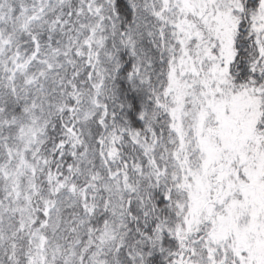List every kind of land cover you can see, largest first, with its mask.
<instances>
[{
    "label": "snow or ice",
    "instance_id": "snow-or-ice-1",
    "mask_svg": "<svg viewBox=\"0 0 264 264\" xmlns=\"http://www.w3.org/2000/svg\"><path fill=\"white\" fill-rule=\"evenodd\" d=\"M0 264H264V0H0Z\"/></svg>",
    "mask_w": 264,
    "mask_h": 264
}]
</instances>
